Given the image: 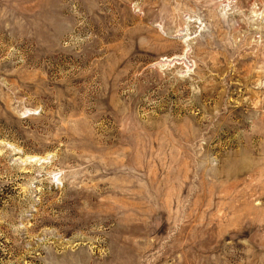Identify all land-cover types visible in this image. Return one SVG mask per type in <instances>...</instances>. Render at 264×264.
Here are the masks:
<instances>
[{
	"label": "rangeland",
	"instance_id": "1",
	"mask_svg": "<svg viewBox=\"0 0 264 264\" xmlns=\"http://www.w3.org/2000/svg\"><path fill=\"white\" fill-rule=\"evenodd\" d=\"M0 264H264V0H0Z\"/></svg>",
	"mask_w": 264,
	"mask_h": 264
}]
</instances>
